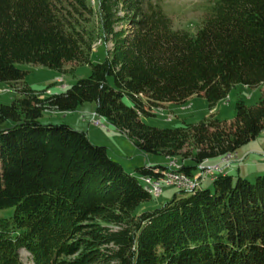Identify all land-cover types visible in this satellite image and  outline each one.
I'll list each match as a JSON object with an SVG mask.
<instances>
[{
    "label": "trees",
    "instance_id": "1",
    "mask_svg": "<svg viewBox=\"0 0 264 264\" xmlns=\"http://www.w3.org/2000/svg\"><path fill=\"white\" fill-rule=\"evenodd\" d=\"M145 1L0 0V84L20 87L0 107V210L13 209L0 217V264H23L21 250L32 264H264V175H230L237 162L214 173L211 188L199 179L193 191L178 189L138 215L155 199L142 177L161 179L170 168L131 173L87 133L40 122L46 111L94 104L143 154L178 160L190 178L264 132V93L254 106L237 102L230 123L143 122L194 97L213 108L236 86L264 85V0H212L195 33L174 29ZM118 12L128 28L114 33L113 50L87 78L46 97L25 83L22 66L62 73L85 65L94 39L105 43L120 22Z\"/></svg>",
    "mask_w": 264,
    "mask_h": 264
},
{
    "label": "rangeland",
    "instance_id": "2",
    "mask_svg": "<svg viewBox=\"0 0 264 264\" xmlns=\"http://www.w3.org/2000/svg\"><path fill=\"white\" fill-rule=\"evenodd\" d=\"M211 1L146 0L145 4L147 8L151 4L160 6L165 15L170 18L174 29L195 33L199 25L206 18L207 8ZM118 16L121 20L118 24H113V33H105L104 38H107L105 43L101 41V37L94 39V43L92 44L93 53L88 56L85 65L79 67L68 65L62 73L44 67L22 66L21 68L28 72L25 83L32 89L43 92V96L46 97L61 93L74 85L78 80L87 78L91 73L92 65L103 61L107 52L113 50L115 46L114 33L128 28L124 20L125 13L118 12ZM15 88L20 87L0 84V107L10 105L16 99L17 93ZM263 93L264 85L258 88H248L239 85L232 89L224 101L213 108L209 107L208 102L203 97H194L183 106L168 105L164 109L156 110L154 111L155 116L143 118V122L149 126L161 129L176 128L184 122L194 124L205 118H215L230 123L234 120L237 102L243 101L247 106H254L259 102ZM40 122L45 125L66 124L74 130L87 133L94 145L106 147L110 158L118 161L126 170L129 169V165L132 163L142 166L146 161H154V163H159V165L168 167L171 170L178 168V160L173 159L167 162L164 157L143 154L126 135L115 130L105 120L96 115L94 104H85L74 112L46 111ZM239 158H242L241 162L238 160ZM237 162L239 163L236 164ZM231 164L236 165L230 169V175L235 176L240 174L249 181H254L257 176L264 175V132L255 140L239 148L237 154L227 155V157L225 156L219 159V161L206 163L205 165H200V167L207 171L209 168L215 166H222L223 168L221 169H226ZM213 174L209 173L206 175L213 177ZM194 176L198 178L200 173L196 170ZM210 177L204 178L201 185L203 189L212 187L213 179ZM177 188L175 186H163L160 197L142 203L135 210V214L139 215L143 211H154L161 208L163 205L169 203L173 196L179 192V188ZM12 213V208L0 210V217L9 218ZM85 224L89 226L90 221ZM100 225L111 230L118 229L117 226L105 222H100ZM20 258L23 264H32L31 256L25 250L20 251Z\"/></svg>",
    "mask_w": 264,
    "mask_h": 264
},
{
    "label": "built area",
    "instance_id": "3",
    "mask_svg": "<svg viewBox=\"0 0 264 264\" xmlns=\"http://www.w3.org/2000/svg\"><path fill=\"white\" fill-rule=\"evenodd\" d=\"M229 165V164H228ZM219 169H221L220 166H215V167H211L209 168L207 171H205V173H215L216 171H219ZM179 170V166L178 168L175 170H171L169 169V175H168V187H177L176 186V179L178 175H184L178 172ZM187 179V192H191L196 188V181L193 178H190L188 176H186ZM143 182H145V184H155V189L160 193L161 189H159V178L158 179H153V178H147V177H143Z\"/></svg>",
    "mask_w": 264,
    "mask_h": 264
},
{
    "label": "bare ground",
    "instance_id": "4",
    "mask_svg": "<svg viewBox=\"0 0 264 264\" xmlns=\"http://www.w3.org/2000/svg\"><path fill=\"white\" fill-rule=\"evenodd\" d=\"M227 157V156H226ZM225 159V158H224ZM227 159V158H226ZM233 159V158H232ZM230 160V159H229ZM224 171V169H219V171H216V172H219V173H222ZM206 174H209V173H206ZM168 175H169V171H167L165 173V175L159 179V189H162L163 186H168ZM145 183V182H144ZM176 186L179 188V189H182V190H186L187 191V179H186V176L184 175H178L177 176V179H176ZM177 188V189H178ZM146 192H148L150 195L154 196V197H158L159 195H161V192L159 193L156 189H155V184H146Z\"/></svg>",
    "mask_w": 264,
    "mask_h": 264
},
{
    "label": "crops",
    "instance_id": "5",
    "mask_svg": "<svg viewBox=\"0 0 264 264\" xmlns=\"http://www.w3.org/2000/svg\"><path fill=\"white\" fill-rule=\"evenodd\" d=\"M165 159H166L167 162L169 161L167 158H165ZM139 164H141V163H139ZM144 165H152V166L156 165V166H158L159 163H154V161H146L142 166H144ZM136 167H138V166L132 163V164L129 165V169H127V171L133 173V169H135Z\"/></svg>",
    "mask_w": 264,
    "mask_h": 264
}]
</instances>
